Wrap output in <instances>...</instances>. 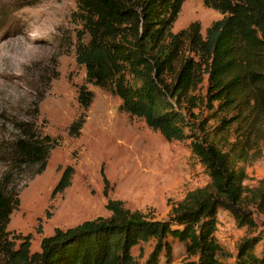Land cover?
<instances>
[{"label": "trees", "instance_id": "1", "mask_svg": "<svg viewBox=\"0 0 264 264\" xmlns=\"http://www.w3.org/2000/svg\"><path fill=\"white\" fill-rule=\"evenodd\" d=\"M184 1L79 0L83 30L78 32L76 59L85 66L88 82L109 88L121 99L123 110L175 140L196 139L195 132L204 129L206 121L192 110L198 101L195 91L207 75L210 106L217 102L219 109L236 110L222 119L221 129L238 122L242 141L228 151L212 142L193 141V152L206 166L210 182L190 191L166 218H149L109 201L111 216L57 229L35 252L30 249L31 234L7 230L20 200L15 188L0 187V264H138L132 248L150 240L155 241L150 262L158 264L162 253L171 262L170 237L185 247L187 259L181 264H264V247L257 251L256 235L243 237L234 255L216 235L220 210L248 227L256 226L251 207L264 212V178L247 191L245 170L237 169L235 160H247L264 139V0H203L223 15L205 35L199 22L172 30ZM92 99L93 92L82 85L78 101L83 109ZM84 122L81 114L69 133L78 135ZM17 130L11 159L19 167L39 166L41 173L57 139L42 135L35 119L20 122ZM72 174L73 168L66 167L53 195L70 185ZM229 257L232 262L225 259Z\"/></svg>", "mask_w": 264, "mask_h": 264}, {"label": "rangeland", "instance_id": "2", "mask_svg": "<svg viewBox=\"0 0 264 264\" xmlns=\"http://www.w3.org/2000/svg\"><path fill=\"white\" fill-rule=\"evenodd\" d=\"M78 5L79 0H0V187L17 191L20 202L7 230L31 234V252L39 251L42 239L57 229L111 216L109 201L149 218H166L190 191L210 182L206 166L193 152V141L212 142L228 151L243 139L236 132L241 125L236 121L221 129L222 119L231 118L236 110L219 109L217 102L210 106L207 75L195 91L198 101L192 110L206 124L195 132L196 139L184 140L168 139L151 129L143 118L123 110L121 99L109 88L88 82L85 66L76 59L78 32L83 30ZM222 17L203 0H185L172 30L199 22L205 35ZM83 39L88 41L89 36L85 33ZM82 85L93 92L87 109L78 101ZM81 114L85 122L80 133L72 135L70 126ZM30 119H35L42 135L57 139L41 173L39 166L15 165L10 156L17 125ZM250 154L241 161L233 154L237 169L245 170L247 191L264 178V139ZM68 166L73 168L70 185L53 195ZM250 209L254 227L240 225L228 211L219 212L216 235L231 255L245 236L260 239L258 252L264 247V212ZM170 240L172 260L167 262L162 253L158 264H181L187 259L183 243ZM154 244L150 240L132 248L138 264H153Z\"/></svg>", "mask_w": 264, "mask_h": 264}]
</instances>
